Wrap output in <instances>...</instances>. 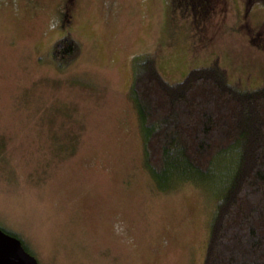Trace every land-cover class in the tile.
Masks as SVG:
<instances>
[{
  "label": "rangeland",
  "instance_id": "rangeland-1",
  "mask_svg": "<svg viewBox=\"0 0 264 264\" xmlns=\"http://www.w3.org/2000/svg\"><path fill=\"white\" fill-rule=\"evenodd\" d=\"M65 34L78 51L60 65ZM146 56L169 83L216 60L256 87L264 0H0V228L38 264H202L212 191L160 192L142 163Z\"/></svg>",
  "mask_w": 264,
  "mask_h": 264
},
{
  "label": "trees",
  "instance_id": "trees-1",
  "mask_svg": "<svg viewBox=\"0 0 264 264\" xmlns=\"http://www.w3.org/2000/svg\"><path fill=\"white\" fill-rule=\"evenodd\" d=\"M77 51L65 34L52 56L67 65ZM130 91L154 188L193 183L213 192L202 264H264V76L256 87L233 83L213 60L169 83L146 56Z\"/></svg>",
  "mask_w": 264,
  "mask_h": 264
},
{
  "label": "water",
  "instance_id": "water-1",
  "mask_svg": "<svg viewBox=\"0 0 264 264\" xmlns=\"http://www.w3.org/2000/svg\"><path fill=\"white\" fill-rule=\"evenodd\" d=\"M0 264H38L21 240L0 228Z\"/></svg>",
  "mask_w": 264,
  "mask_h": 264
},
{
  "label": "flooded vegetation",
  "instance_id": "flooded-vegetation-1",
  "mask_svg": "<svg viewBox=\"0 0 264 264\" xmlns=\"http://www.w3.org/2000/svg\"><path fill=\"white\" fill-rule=\"evenodd\" d=\"M61 15L63 16L64 14H63V13H61ZM62 16H61V17H62Z\"/></svg>",
  "mask_w": 264,
  "mask_h": 264
}]
</instances>
